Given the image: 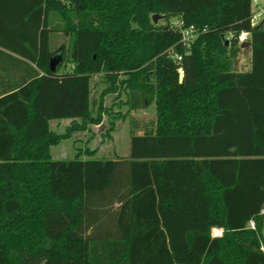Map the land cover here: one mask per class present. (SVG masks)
I'll return each instance as SVG.
<instances>
[{"label": "trees", "instance_id": "trees-1", "mask_svg": "<svg viewBox=\"0 0 264 264\" xmlns=\"http://www.w3.org/2000/svg\"><path fill=\"white\" fill-rule=\"evenodd\" d=\"M255 9L254 0H0V264H264ZM174 18L201 33L186 43ZM243 50L249 70L239 69ZM95 76L105 86L97 108ZM116 93L128 112L157 110L151 126L131 121L129 156L54 158L106 112L117 128L127 112L103 105ZM61 119L72 120L62 133L51 126Z\"/></svg>", "mask_w": 264, "mask_h": 264}, {"label": "rangeland", "instance_id": "rangeland-1", "mask_svg": "<svg viewBox=\"0 0 264 264\" xmlns=\"http://www.w3.org/2000/svg\"><path fill=\"white\" fill-rule=\"evenodd\" d=\"M256 10L261 11V7L264 8V0H259ZM264 20V10L259 16L258 21ZM179 19H172V23H178ZM165 21L163 18L158 20L159 24H163ZM58 46H64L65 38L59 39L57 41ZM250 68V52L249 50H243L239 56V69L248 70ZM104 84L101 82L100 76L93 78V98L96 101L97 108L99 105V97L101 90L104 88ZM126 96L125 94L116 93L108 94L103 99V105L108 108L112 113H118L120 111L121 115L126 113V117L121 119H116L117 128L114 131L110 130L111 123L110 118L114 119L112 114L105 113L103 115L102 122L100 124H95L91 126V129L84 131L85 134H77L76 138L86 137L85 142H77L73 140H65L63 143L55 148L57 155H61V158L66 160L74 159L77 155L83 160L85 159H108L116 158L117 156H125L130 154L131 150V121L136 120L141 128L145 125L151 126L153 122L157 119V110L155 103H152L146 108L139 110L129 111L128 105L125 104ZM72 123V122H71ZM69 122V124L71 125ZM68 126L62 123L53 125V130L62 132L66 130ZM141 128H138L137 132L141 133ZM111 131V132H110ZM61 132V133H62ZM87 133V134H86ZM80 140V138H79ZM75 141V142H74ZM86 149L94 151L93 154H87ZM251 226L252 223H250ZM213 235H218V232L214 229Z\"/></svg>", "mask_w": 264, "mask_h": 264}, {"label": "built area", "instance_id": "built-area-1", "mask_svg": "<svg viewBox=\"0 0 264 264\" xmlns=\"http://www.w3.org/2000/svg\"><path fill=\"white\" fill-rule=\"evenodd\" d=\"M254 4L255 7L258 6V4H260L259 0H254ZM264 8L261 7V11H258L255 9L254 15H253V19H252V25L254 27H258L259 25L262 24V26L264 27V20L262 21H258L259 16L262 14ZM176 27L181 28L182 30V35L184 38V41L186 43H189L191 41H193V39H195L201 32L200 30L195 26V25H189V26H184V22L182 20H179L178 23L174 24ZM207 31V27L203 29L202 32H206ZM250 37H251V32H242L239 36H238V40L239 43L242 45L243 43L246 42H250ZM232 38V36H228L227 39L230 41ZM178 60H181L182 57L181 56H177ZM252 225L254 226V222H251Z\"/></svg>", "mask_w": 264, "mask_h": 264}, {"label": "crops", "instance_id": "crops-1", "mask_svg": "<svg viewBox=\"0 0 264 264\" xmlns=\"http://www.w3.org/2000/svg\"><path fill=\"white\" fill-rule=\"evenodd\" d=\"M250 56H251V54H250ZM250 67H251V59H250ZM250 69V68H249ZM248 69V70H249ZM94 78H97V76H95ZM69 122L71 123L72 122V120L71 119H61V120H53V121H51V126L53 127V125H55V124H59V123H62L63 125H64V127L65 126H69L70 124H69ZM58 132V131H57ZM61 132H62V130H61ZM64 132V131H63ZM77 134H85L84 132H76V133H74L73 134V136L71 137V138H69V139H67V140H75L76 141V143L78 142H85L87 139H86V137H79L80 138V140H79V138H76V136H77ZM87 134V133H86ZM65 141V140H64ZM74 141V142H75ZM63 143V142H62ZM61 143V144H62ZM60 144V145H61ZM60 145H57V146H55L54 148H53V156H54V158H56V159H64V158H61V156L63 155V154H61V155H57V153H56V151H55V148H57V147H59ZM123 157H128V155H125V156H123ZM66 160V159H65Z\"/></svg>", "mask_w": 264, "mask_h": 264}, {"label": "water", "instance_id": "water-1", "mask_svg": "<svg viewBox=\"0 0 264 264\" xmlns=\"http://www.w3.org/2000/svg\"><path fill=\"white\" fill-rule=\"evenodd\" d=\"M160 17H161L160 15L155 14L154 17H153V18H154V21L157 22V21L160 19ZM261 27H262V24L259 25L257 28H261ZM225 41H226V43H229V40H228L227 38L225 39ZM250 44H251V42L248 41V42H246V43H243L241 46H242V47H245V46H249ZM52 64L54 65V63H52ZM184 76H185V75H184V72L181 71V72H180V80H181V81H183Z\"/></svg>", "mask_w": 264, "mask_h": 264}, {"label": "bare ground", "instance_id": "bare-ground-1", "mask_svg": "<svg viewBox=\"0 0 264 264\" xmlns=\"http://www.w3.org/2000/svg\"><path fill=\"white\" fill-rule=\"evenodd\" d=\"M218 232V235H220L222 233V230L220 229H215Z\"/></svg>", "mask_w": 264, "mask_h": 264}]
</instances>
